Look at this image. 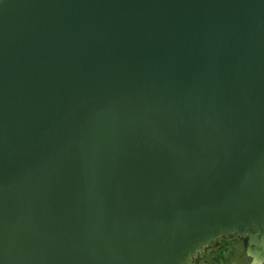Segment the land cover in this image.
Wrapping results in <instances>:
<instances>
[{"label": "water", "instance_id": "water-1", "mask_svg": "<svg viewBox=\"0 0 264 264\" xmlns=\"http://www.w3.org/2000/svg\"><path fill=\"white\" fill-rule=\"evenodd\" d=\"M264 264V0H0V264Z\"/></svg>", "mask_w": 264, "mask_h": 264}, {"label": "rangeland", "instance_id": "rangeland-1", "mask_svg": "<svg viewBox=\"0 0 264 264\" xmlns=\"http://www.w3.org/2000/svg\"><path fill=\"white\" fill-rule=\"evenodd\" d=\"M218 245L208 249L193 264H256L246 254V241L239 238L219 239Z\"/></svg>", "mask_w": 264, "mask_h": 264}]
</instances>
